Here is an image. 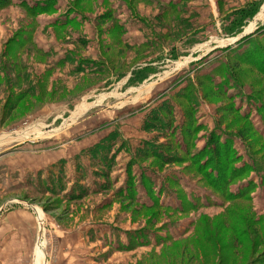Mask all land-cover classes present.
Returning <instances> with one entry per match:
<instances>
[{
	"label": "rangeland",
	"instance_id": "1",
	"mask_svg": "<svg viewBox=\"0 0 264 264\" xmlns=\"http://www.w3.org/2000/svg\"><path fill=\"white\" fill-rule=\"evenodd\" d=\"M27 1L32 5L45 0ZM71 1L88 18L83 31L74 28L87 38L85 48L70 38L68 28L40 26L34 28V37L47 50L49 47L56 50L59 44V47L82 50L83 56L92 60H96V52L100 50L110 73L68 75L53 64L55 55L49 58L30 43L16 49L12 39L30 33L31 19L19 5L0 10V205L10 198L29 202L38 212L36 220H32L33 242L36 225L43 229L40 244L34 253L31 248L27 251L23 264H48L49 260L50 264H248L256 259L264 252V182L260 174L251 172L228 185L227 196L252 183L249 201L223 195L224 198L208 184L193 156L208 146L213 133L217 137L221 135L223 141L226 135L231 139L232 134L241 130L243 139L232 137L236 153L222 158L223 167L231 164L240 168L245 163L250 166L248 146L254 154L264 156V116L259 111L260 105L264 106V74L241 64L235 73L244 87H235L231 80L225 88L232 99L221 95L220 89H214L213 81L208 79L212 67L219 65L226 69L223 61H228L234 69V57L252 50L255 43L264 48V28L261 29L264 0H218L221 15L215 26L209 21L189 20L154 0H125L126 6L119 0ZM54 5L61 6V13L67 7L60 0ZM115 6L141 11L168 45H179L199 29L203 35H215L193 51L200 56L187 57L184 55L187 50L167 53L165 58L159 55L156 58L162 60L159 67L151 68L160 73L123 85L121 78L127 71L160 50L124 45L112 31L114 22L109 14ZM255 6L257 13L244 18ZM245 22L243 32L252 31L247 35H251L248 42L253 47L225 35L227 25ZM207 52L211 54L202 62L201 55ZM242 57L237 61L241 62ZM189 69L197 72L196 80L198 75L207 77L201 83L198 81L206 101L198 98L194 102L196 127L191 129L197 135L194 141H186L188 146L180 127L185 109L192 104L189 97H185L180 107L173 104V115L163 109L165 121L161 127L156 124L153 125L156 128L148 130L143 123L150 107L162 103L164 94L171 92L173 85L176 88L166 94L169 97L183 89L190 92L183 88L193 76L188 74ZM222 79L215 75L214 82ZM29 86L32 89L28 90ZM12 93H21L23 97L16 110L10 112L8 103L14 102ZM230 105L249 116L252 124L229 112ZM89 107L94 109L87 112ZM25 128L31 130L28 137L3 139L4 134L15 137V132ZM113 132L118 133L109 153V157L114 154V160L109 167L101 166L86 150L100 142L99 135L108 137ZM155 142L163 146L161 153L168 159L146 154ZM178 146H186L188 151ZM226 148L229 149L227 145ZM82 157L87 160L85 164H80ZM52 158L55 162L42 168ZM5 166L11 172L8 179ZM143 169L152 179L151 189L142 182ZM131 178L139 202L151 205L157 198L169 208L146 209L132 197L119 193L120 189L130 193ZM60 181L63 184L59 188L55 185ZM171 181H176L181 189ZM72 195L77 196L68 199ZM191 198L194 206H186V199ZM197 198L201 200L194 201ZM13 205L7 211L23 209V204ZM228 210H238L231 212L230 220L226 215ZM94 228L103 233L101 237L95 235ZM245 229L250 235L248 242H245ZM84 236L89 237L87 244L83 242ZM252 245L256 246V255L250 258Z\"/></svg>",
	"mask_w": 264,
	"mask_h": 264
},
{
	"label": "trees",
	"instance_id": "2",
	"mask_svg": "<svg viewBox=\"0 0 264 264\" xmlns=\"http://www.w3.org/2000/svg\"><path fill=\"white\" fill-rule=\"evenodd\" d=\"M55 2H57V0H45V1H36L35 3H33L32 5L29 4V2L27 0H20L18 5L24 10L26 11V13L28 14V16L31 19V23L33 24L32 28H29L28 31H30V33H25V34H19L16 35L15 37H13L12 39V43L16 46V49H21L24 46L29 45V43L34 46L38 51H40V53L44 54L45 56L49 57L50 53L48 51H46L44 48L40 47L37 42L35 41V37L33 35V31L34 28L36 29L38 27V20L37 17L40 14L43 13H54L57 11V8L55 7ZM69 2V8L67 10V12L64 14V17L62 19L64 20H57L56 23L54 24L55 28H60V29H66L68 27H74V25H77L79 23V21L77 20V16L81 15V18L84 17V15L82 14V12L77 8V6L74 4V2H72L71 0H68ZM16 4L15 0H0V10L3 9L4 7L8 6V5H13ZM256 8L254 10H252L250 13L248 14H244V18L245 17H253L257 11L258 8L257 6H255ZM246 8H244L243 10H245ZM72 13H76V16L71 17ZM110 18L112 19L114 17L113 12L111 11V14H109ZM113 20V19H112ZM113 27H112V31L113 33L118 36L120 38V36L123 34L124 32V27L119 24V22L117 20H113ZM244 24L245 23H236V24H229L226 27V32L225 35L227 37H236L239 34H241L244 31ZM264 28V23L261 25V29ZM249 36L251 35H246L243 36L238 43L244 41L247 42V44L249 43L252 47L253 44L252 42H248L249 41ZM260 43H255L254 48H252V50L250 51H245L243 53H238L236 55V57H234L235 62V67L233 69V67L227 63L226 61H223L225 64L226 69L223 70L219 67V65L212 67L211 72H209L210 76H208V79L210 81H213L214 84V89L219 90L220 93H222L221 95H223L226 99H232L231 95L226 92L225 88L228 86L227 84H230L231 80L234 81L235 87H240L243 86L244 87V83L239 79L238 76H236L235 73V69H238L239 66L241 64L247 65V66H251L252 68L256 69L257 71L261 72L264 74V48L260 47V45H258ZM218 48H216L215 50H217ZM227 50V48L225 49ZM238 50V49H237ZM213 52V51H212ZM71 54H75L74 52H72ZM211 54V52H209L207 55ZM205 55L204 57H202L201 59L202 62H204L205 57L207 56ZM241 62H238L237 59H241ZM197 60L196 62H200V60ZM66 61H71L74 62L75 58H73L71 55H66L65 58L60 59L59 61H57L56 65L58 66H64ZM91 60L90 59H81L78 61L77 67L75 68L76 72H79L81 70H83L82 64L88 65L90 67L91 65ZM222 62V64H223ZM227 63V64H226ZM240 63V64H238ZM94 64L98 65L97 70H101L102 67H105V71L106 72H110V68L107 69L106 67V60L104 61V59H101L100 61L94 62ZM153 70V71H152ZM194 71V70H193ZM191 69H189L187 72L188 74H190V76H192L190 83H188V85H186L183 88H187L189 89L190 92L185 93V89H183V91L178 92L173 94L172 97H174V99H172V97H169L167 95H169V93H171L173 91V89H175L176 87H172V89L170 90L171 92H167L166 94H164L163 97V101L162 103H160L157 107H154L153 109H151L148 111V113L146 114L145 118H144V126L145 129H153L156 128L153 125L157 126L159 125V127H161V125H164V121H165V116L163 115V109L167 111V114L169 115H173L171 109L173 110V104L177 105L178 107H180V104L183 103V100L186 98H190L191 99V107H188L187 109H185V117L183 119L182 122V126L180 127V131H181V136L183 138V141L185 143H187V140H192L194 141L195 136L197 135V133L195 132L194 129H191V127H196V125L193 123L195 122V116H194V112H195V104L194 102L198 100V98H200L199 100L202 101H206L202 94L201 89L199 88V84L198 81L201 83L203 80V77H207L205 76V74L203 75H198L197 80L195 78V71L193 72ZM157 72L156 69L149 67H142V68H135L132 71V75L130 76L128 82L125 85H131V83L135 82H141L144 79H146L149 74L151 73H155ZM186 72V73H187ZM195 73V74H194ZM126 74V73H125ZM215 75H219L223 77V81L221 82H214V77ZM125 76V75H124ZM232 77V79H231ZM119 79V77H118ZM205 80V79H204ZM233 84V83H231ZM231 86V85H230ZM220 87V88H219ZM221 87H223V90L221 89ZM232 87H234V85H232ZM28 90L32 89L31 86H29L27 88ZM216 91V90H215ZM225 91V92H223ZM217 92V91H216ZM218 92V93H219ZM190 93V96H189ZM26 94V93H25ZM229 94V95H228ZM166 95V97H165ZM13 96L14 98V102L13 103H8L11 107H10V112H12L13 110H16V108L18 107L19 103L21 102V98L23 97V95L21 93H12V95H10V97ZM180 100V101H177ZM174 111V110H173ZM229 112H235L236 114H238V116L242 119L245 120H249V116L247 115H243L242 113H240L241 111L239 109H237L236 107H233L232 105L229 106ZM259 111L260 113L264 116V106L260 105L259 107ZM155 121V122H154ZM160 123H158V122ZM250 121V120H249ZM167 122V121H166ZM251 123V121H250ZM192 124V125H190ZM252 124V123H251ZM169 126V122H167V127ZM253 129L255 130L256 133L259 134L258 130L254 127V125H252ZM224 133V132H223ZM233 136H231V139L229 138L230 135H226L222 141V136L219 135V137H217L214 133L212 135L209 136V144L206 148H204L201 151H198V153H195L196 155L193 156L194 161H198L197 164L200 166V172H202V174H204V176H207L208 179V184L213 188L214 192L219 193L221 196L225 195L226 197H229V199H233V200H247L249 201L248 198V193L251 190V186H253L252 183H250L249 185H251L250 187L248 186L245 189H240L239 191L235 192L233 195H229L227 196L226 191H228L229 187L228 185H230L231 183H233L234 181H236L237 179H239V177H244L246 175H248L249 173H259L260 177L262 178V181L264 182V156H260L258 154H254L251 150L252 148L250 146H248V154L250 155V166L248 164H244L242 165L240 168L237 167H231L232 165L229 164V166L227 165L226 167H223V165L221 164V160L222 158L226 159V156H228L229 154H234L236 153L235 150L232 148V137H236L239 139H243L242 136L244 135L243 131H238V133L236 135L232 134ZM261 135V134H259ZM118 133L117 132H113L111 133L108 137H104L99 143L95 144L94 147L86 150L87 154L91 155L93 159H97L100 161V165L102 166H107L109 167L112 163V161L114 160V154L110 155L109 157V153L111 152V149H113L112 144H114L115 139L117 138ZM156 143V142H155ZM231 143V144H230ZM178 145V144H177ZM187 145L189 146V144L187 143ZM226 145L228 146L229 149L226 148ZM193 146V145H192ZM181 147V146H178ZM160 148H163L162 145H158L153 144L151 145V149L150 151H147L146 154H153L156 155L158 157H161L162 159H168L165 155H163L160 150ZM159 149V150H158ZM181 149L186 152L188 151V149H186L184 147H181ZM250 152V153H249ZM145 154V155H146ZM230 159H231V155H230ZM141 166V165H139ZM132 168V167H131ZM63 170H61L62 172ZM141 179L142 182L145 184V186H149V188L151 189V186L153 185L152 179L149 177V175L146 173L145 169H143V172L141 173ZM129 185H130V193L129 191L124 192L122 189H120L119 193H122L123 195H125V197H132L135 200V203L138 204L139 206L146 208V209H156L158 207H164V208H169L166 205L162 204V202H160L161 200L154 198V203H152L151 205H147L144 202H139L138 198L136 199V194L134 195V191L135 189L132 187V185L134 184V181L132 180V178L129 181ZM171 183H173V185L175 187H178L181 189V187H179V184L175 181H171ZM63 182L60 181L59 183H57L55 186H58L59 188L62 186ZM57 191V190H56ZM77 195H72L71 197H69L68 199L71 198H75ZM225 196H223L225 198ZM187 202L185 203L186 206L191 205L194 206L193 203L191 202V199H186ZM201 199L197 198L196 202H199ZM183 206V205H182ZM182 208V207H181ZM179 209V208H177ZM238 211V210H236ZM236 211H231L228 210L226 212V215L229 216V220L231 218L230 214L231 212H235ZM248 213V212H246ZM241 218V217H240ZM237 223H240V220L236 221ZM235 229H239V227L237 228L235 226ZM249 229V228H248ZM248 229H245V233H246V239L245 242L247 240H250L249 236L247 235V232L249 233ZM252 239L254 240V238L252 237ZM255 243V242H253ZM256 244V243H255ZM255 245H252V250L250 251V254L248 257H253L256 255L255 253ZM249 249V248H248ZM248 264H264V252H262L260 255H258V257L254 260L249 261Z\"/></svg>",
	"mask_w": 264,
	"mask_h": 264
},
{
	"label": "crops",
	"instance_id": "3",
	"mask_svg": "<svg viewBox=\"0 0 264 264\" xmlns=\"http://www.w3.org/2000/svg\"><path fill=\"white\" fill-rule=\"evenodd\" d=\"M60 1H63V4L65 7L67 6L66 10L64 9L65 12L63 11L64 13H61L60 12L61 6H59L57 7V11L54 13L40 14L37 17V20H38L37 28H39L40 26H45L48 28L54 27V24L56 23L57 20L59 21L64 20L62 19L64 16L62 17L60 15L61 14L64 15L67 12L69 8V2L68 0H60ZM154 1L159 3L161 6H163L167 10L172 11L178 15H182L183 17L189 20L191 19V20H198V21L199 20L209 21V23L210 22L212 23V26H215L216 22L220 21L221 10L218 4V0H154ZM118 2L123 3L125 5V0H119ZM14 5L18 6V2H16V4ZM125 6L112 7V12L114 15L112 19L117 20L119 24H121L124 27L123 28L124 32L120 36L121 42L124 45L131 46L135 49L137 48V49L160 50L159 54H152L149 57L144 58L137 65H135L137 69L142 68V67H149V66L154 67V68L159 67V63H161L162 60L158 61L156 60V58L159 55L164 57L166 56L167 53H172V52L177 53L178 51L182 53L184 50H187V51H184V55H186L187 57L190 56V54L192 57L200 56L198 54H195L193 51L197 50V48L200 45H203L205 42L210 41V39L213 38L215 35V34L203 35L205 33H201L203 31L199 29L197 30L198 32L194 36L190 38L188 37L183 42H181L179 45L178 44L168 45V43L157 32L155 25L148 19V17L143 15L142 12L139 10L135 11L133 8L129 6L125 8ZM74 16H76V13L71 14V17H74ZM77 20L79 21L77 25H74V27H71V26L68 27L69 35L73 41L79 43L81 47L85 48L87 46L88 40L84 35L82 36L80 33H77V32L78 31L81 32L84 30L83 28H85L88 18H86L85 16L84 18H81V15H79L77 16ZM74 28H77L78 31H75ZM35 41L40 47L42 48L44 47L37 41L36 37H35ZM44 49L50 53L49 58L52 57V54L55 55V58L53 61V64L55 66H56L57 61L65 58L66 55H71L73 58H75L74 62L66 61L64 66H59L63 68L65 72L67 71L68 75H72L74 73L75 74L81 73L84 75L103 74L104 72L108 73L105 71V67H102L101 70H97L98 65L94 64V62L100 61L101 59L106 60L105 55L100 50L96 52L97 53L95 56L96 60L90 59L92 61L90 67L88 65L82 64L83 70L76 72L75 68L77 67L78 61L81 59H88L83 56L82 50L78 51L75 48L73 49L69 47H64V48L59 47V44H57L56 50L54 49V47L52 48L49 47L48 50L46 48ZM72 52H74L75 54H71ZM208 53L209 52L204 53L201 56L204 57ZM132 71H127L125 76L121 78V81H123V85H125L128 82L130 76L132 75ZM160 72L161 71L157 70V72L149 74V76L144 80H147L148 78L155 76ZM112 77L115 78V76H112ZM91 105L92 104H90V106ZM92 109L94 108L89 107L87 112L91 111ZM70 118H72V116ZM30 133H31V130H29L28 132L27 128H25L20 132H15V134H17L15 135V137L12 134H4L3 139L10 138V141H12V138L16 139V138L28 137ZM1 138L2 137H0V140ZM98 138H99V141H101L104 138V135H101V136L99 135ZM47 140H50V139H42V141H47ZM87 146L88 145L84 146L83 149L84 150L87 149ZM54 162H55L54 158H52L46 165L42 166V168L48 167L52 165ZM86 162L87 160L84 157H82V159L80 160V164L81 163L85 164ZM4 168H5L6 178L8 179V177L9 178L11 177L10 176L11 172L8 170V167L5 166ZM2 172L4 175V171ZM14 200H20V199L10 198L4 201V203L0 205V264H23V259L27 256V251H29L31 248L32 253H34L35 247L40 237V228L36 225L35 240L33 242L32 235L34 236V234L32 233V229H33L32 220L33 219L36 220L37 213L33 211L30 207L23 204L22 210L10 209L7 211L8 206H11V205L14 206L13 204L15 203H12ZM22 213H25V214L23 215ZM26 214L28 216H25ZM94 233L98 237H101V234H103L102 232L98 231V228H94ZM88 240H89V237L84 236L83 242L87 244ZM99 243L101 242L99 241ZM104 243H108V242H104ZM48 264H50V260Z\"/></svg>",
	"mask_w": 264,
	"mask_h": 264
},
{
	"label": "water",
	"instance_id": "4",
	"mask_svg": "<svg viewBox=\"0 0 264 264\" xmlns=\"http://www.w3.org/2000/svg\"><path fill=\"white\" fill-rule=\"evenodd\" d=\"M251 32H252V31H251ZM251 32H243V34H240V35H238V36H236V37H233V38H236V39H234V41L240 40L243 36H245V35H247V34H249V33H251ZM12 203L27 205L28 207H30L31 209H33V210L37 213V215H38V212H37L36 208H35L32 204H30L29 202H27V201H25V200H14ZM42 234H43V229L40 228V236H41ZM38 245H39V241H38ZM38 247H39V246H38ZM42 261H43V260H42ZM43 264H44V263H43Z\"/></svg>",
	"mask_w": 264,
	"mask_h": 264
},
{
	"label": "built area",
	"instance_id": "5",
	"mask_svg": "<svg viewBox=\"0 0 264 264\" xmlns=\"http://www.w3.org/2000/svg\"><path fill=\"white\" fill-rule=\"evenodd\" d=\"M36 208V207H35ZM39 244H40V239H39ZM38 245V244H37Z\"/></svg>",
	"mask_w": 264,
	"mask_h": 264
}]
</instances>
